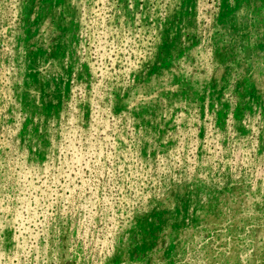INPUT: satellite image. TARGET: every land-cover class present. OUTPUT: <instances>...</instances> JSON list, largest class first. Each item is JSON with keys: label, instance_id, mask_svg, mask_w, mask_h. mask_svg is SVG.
<instances>
[{"label": "rangeland", "instance_id": "obj_1", "mask_svg": "<svg viewBox=\"0 0 264 264\" xmlns=\"http://www.w3.org/2000/svg\"><path fill=\"white\" fill-rule=\"evenodd\" d=\"M0 264H264V0H0Z\"/></svg>", "mask_w": 264, "mask_h": 264}]
</instances>
